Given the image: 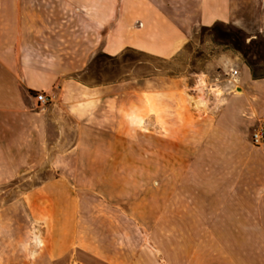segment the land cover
<instances>
[{"label": "rangeland", "instance_id": "374dc122", "mask_svg": "<svg viewBox=\"0 0 264 264\" xmlns=\"http://www.w3.org/2000/svg\"><path fill=\"white\" fill-rule=\"evenodd\" d=\"M262 3L234 0L171 57L100 51L46 93V161L0 180V264H264V160L233 99L248 63L264 77Z\"/></svg>", "mask_w": 264, "mask_h": 264}, {"label": "crops", "instance_id": "0c3cea01", "mask_svg": "<svg viewBox=\"0 0 264 264\" xmlns=\"http://www.w3.org/2000/svg\"><path fill=\"white\" fill-rule=\"evenodd\" d=\"M233 19L234 0H0V180L47 159L53 106H38L37 92L67 90L98 51L113 56L131 48L171 57L195 27ZM239 88L233 99L250 138V126L264 115V77L246 67ZM93 131L81 129L77 138L89 139ZM256 148L264 160V143ZM76 149L53 157L55 168L69 169Z\"/></svg>", "mask_w": 264, "mask_h": 264}, {"label": "trees", "instance_id": "16d2710c", "mask_svg": "<svg viewBox=\"0 0 264 264\" xmlns=\"http://www.w3.org/2000/svg\"><path fill=\"white\" fill-rule=\"evenodd\" d=\"M219 23L216 22V23H213L212 25L210 26H202V29L204 30H207V31H215V29H218L219 28ZM229 37H230V31L228 29H224L223 31V39H224V43H228L227 41H229ZM127 52H133V53H138V54H143L144 52H140L138 50H134V49H131V48H126L124 50H122L120 53L116 54V55H109V54H106L103 52V55L108 57V58H113V59H120V60H123V58H125V56L127 55ZM100 55V51H98L93 57L92 59L89 61L86 69L93 63V61ZM248 66L250 67V70H251V73H252V76L253 77H262V76H258L253 69H251V66L250 64L248 63Z\"/></svg>", "mask_w": 264, "mask_h": 264}, {"label": "built area", "instance_id": "2783aa9c", "mask_svg": "<svg viewBox=\"0 0 264 264\" xmlns=\"http://www.w3.org/2000/svg\"><path fill=\"white\" fill-rule=\"evenodd\" d=\"M238 74L237 69H231V76L235 77ZM35 100L38 106L45 105L48 100L52 99V95H48L45 92H38L35 94ZM251 142L254 145H261L264 143V126L262 124H258L251 133Z\"/></svg>", "mask_w": 264, "mask_h": 264}]
</instances>
